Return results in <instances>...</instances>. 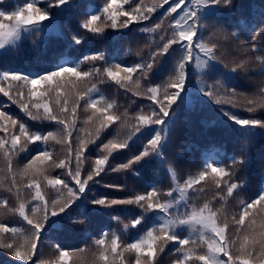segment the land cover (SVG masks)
<instances>
[{"label":"snow or ice","instance_id":"1","mask_svg":"<svg viewBox=\"0 0 264 264\" xmlns=\"http://www.w3.org/2000/svg\"><path fill=\"white\" fill-rule=\"evenodd\" d=\"M165 5L168 7L159 23L140 29L159 35V41L151 43L154 50L131 66L110 61L105 52L95 51L78 59L61 53L36 72L0 69V93L26 116L54 126V130L47 132L32 130L0 105V153L4 158L0 187L6 186V191L15 198L14 206L7 197L0 198V216L12 213L24 222L23 227L0 223V249L23 264H127L126 252L135 253L134 264H159V255L169 247L174 249L176 257L173 264H264V187L254 199L238 200L237 210L231 215L226 214L223 206L243 186L238 171L250 159L246 148L239 156H231V164L227 166L206 156L201 170L183 183L177 179L168 156L172 134L182 122V105H187L191 95L188 85L193 77L203 96L218 105L243 108L252 114L242 118L223 107L220 109L236 126L245 145L257 135L264 136V118L255 116L258 109L264 110V86L252 96L228 86L237 76H248L254 69L264 74V55H255L264 51L258 47L264 43V25L248 28L247 38L240 40V32L229 31L220 20L223 9L232 7L233 0H172L171 3L169 0H106L101 8L87 14L79 27L101 37L106 29L123 30L134 23H150L152 14ZM73 7L80 6L74 5L73 0H26L13 10L0 9V56L19 48L32 36L45 47L57 43L48 33L64 36L59 17ZM166 18L170 23L165 26ZM243 23L241 20L237 27ZM67 33L72 44H82L84 37L71 27H67ZM206 33H209L207 37ZM221 37L224 41L239 40L236 54L222 51ZM173 53L176 59L172 73L160 84L154 83L151 76ZM84 64H90L86 71L81 68ZM217 76L220 79L207 82L206 78ZM105 81L115 82L125 93L147 98L152 102L151 110L145 112L141 108L134 115L127 110L120 112L115 100L100 93L97 85ZM81 102L89 113L83 127L77 125ZM113 127H116L115 136L107 143L100 142L97 157L86 166L89 145H96L101 134L111 132ZM137 135L149 137L142 150L126 163L110 165L109 157L128 148ZM50 143L65 147L63 158L56 157ZM17 157L26 160L18 169L14 168ZM153 164H159L171 177L167 191L162 192L156 184H151L145 192L126 198L101 196L88 200L87 191L92 184L100 183L102 173L124 171L139 176L138 165L147 168ZM50 170L59 171L51 175ZM202 182L213 186L211 198H204ZM47 191H54L56 197L47 199ZM221 202V207H214ZM116 205H134L140 213L125 223L119 233L111 228L101 230L92 237L90 246L67 249L56 243L52 245L58 253L55 258L40 257L38 245L56 220L84 224L90 208L99 206L108 210ZM74 208L81 209L82 218L70 216ZM130 227L146 231L133 242L125 243L122 236ZM90 247L95 251L88 261L86 254Z\"/></svg>","mask_w":264,"mask_h":264},{"label":"trees","instance_id":"2","mask_svg":"<svg viewBox=\"0 0 264 264\" xmlns=\"http://www.w3.org/2000/svg\"><path fill=\"white\" fill-rule=\"evenodd\" d=\"M99 1L103 4L106 2V0ZM25 2L26 0H5L0 3V9L7 8L8 10H13L14 7L22 6ZM171 2L172 0H169V3ZM73 4L79 5L80 7H73L72 9L66 11L59 17V23L64 30V36L61 37L53 33H48L49 36L53 37V39L58 42L50 43L47 47L51 50L52 53H64L71 59H78L84 55V47H86L85 44L87 40H91L87 43L93 44L92 42L96 41L97 39L102 40L104 35L101 37H97L91 33H87L86 30L81 29L79 27V22L85 19L87 14H91L92 12L86 13L84 9L85 5H82L78 1L73 0ZM101 7L102 5L100 6V8ZM124 7L125 9H127L128 5H125ZM167 7L168 5H165L163 8L158 9L157 12L152 14L151 20H153L154 23L149 24V27L160 22L161 17L164 16V12L167 10ZM263 7L264 0H233L232 7L223 9L220 20L225 25V27L229 29V31H239L240 40H243L247 38L248 28L253 26L255 28L261 27L256 26V24L261 19L259 15L264 13ZM89 10L90 9H88V11ZM236 14H239L240 20ZM241 20H243L244 23L240 24V27L238 28L237 24ZM145 22L146 21L142 23H134L129 27V29H123V32L127 36V40H129V38H132V36L135 39V49L138 50L140 47L144 49V52L141 56L135 57V63L140 62L141 58L146 59L149 51L154 50L151 47V43L153 40L159 41V35L138 32L137 24H143ZM168 23H170V20L166 18L165 26ZM65 26L71 27L74 32L84 37V40L81 45H74L71 43L70 36L67 33V27ZM111 30L114 31L113 29ZM109 34H112V32ZM205 35L207 37L209 33H206ZM220 39L224 44V48L222 49V51L227 52L229 55L236 54V45L239 43V40L224 41L222 37ZM20 47L23 48V50L28 49L29 40L23 42ZM258 47L264 49V43H259ZM255 55H264V51L258 52ZM2 57L6 62L0 63V69L18 68L25 72L39 71L37 62L32 63L30 61L20 59L23 56L20 55L19 48L9 51L6 55H3ZM175 59L176 53H173L163 61L162 66H160L155 72V74L151 76V79L154 83L160 84L161 82L167 80L169 75L172 73V68L175 63ZM46 60L47 59L45 58L44 61ZM81 68L88 70L89 66L88 64H84L81 65ZM247 77L248 76H237L235 82L229 83L228 86L234 87L240 92V88L248 80ZM206 79L208 83H212L213 79H220V77L217 76L211 79ZM240 82L242 83L241 85ZM106 83L107 81L97 85L100 89V93H102L109 100L116 101V99L114 98H118L119 95L114 91L112 93L114 98L110 97V95H108L105 90ZM188 88L189 92L191 93L189 100L197 101L198 107H202V105H205L208 109L196 110L193 108L192 104L190 105V103H187V105H182V107H185L181 109L182 122L174 132V142L184 143L185 141H187L188 145H192V139H197L193 142L192 145L197 149V164L193 163V166L195 168L187 166L185 170H183L181 169V163L179 161L174 162L173 166L175 167L176 172L179 175L177 176V179L180 181V183H183L184 180H186L190 175H196L201 170L200 167H202L203 165L201 164L200 153L202 149H206V146L209 151L213 149V143H218L220 145V147L218 148L215 146L214 149H217L219 151L221 150L222 153L220 154V160L225 166L231 164V160L229 159L231 156H239L241 154V151L246 148L247 155L250 157V159L248 161L247 166L238 171V176L240 181L243 182V186L237 191V193L234 194L232 198H229V201L226 205H223L226 209V214L231 215L232 212L237 210L238 200L254 199L260 189L264 187V136L257 135L251 140L250 144L245 145L244 138L236 130V126L233 125L222 114L220 109L221 107H223L225 111H232L233 113L241 116L242 118H249L250 116L244 113L245 110L243 108H232L230 105L221 106L216 104L215 101L210 99L209 97L203 96L197 90L195 77L192 78V83L188 85ZM241 93L246 94L248 96H252L254 94V92L250 89L247 91L241 90ZM120 98L121 101L118 103L120 104L119 108H125V110L128 109L132 111L129 112L130 115L136 114L141 110V108H143L144 111L151 109L150 105L152 104V102L145 97H137L133 94H130L127 97L122 96ZM137 100L141 102H138ZM0 105H4L6 107V110L9 111L10 114L17 117L18 119L23 120L26 124L29 125V123L23 117L25 116V114H21V110L19 109V107L9 101L8 98L3 96L2 93H0ZM173 107H175V105ZM261 111L262 110L260 109L257 110V112ZM114 129L116 130V127H114ZM133 142L134 140L130 142V145L128 147L129 149L133 146ZM93 146L95 145H89V148L92 150ZM170 147L171 144L169 145V148ZM96 153H98V151L93 153L89 151L86 153V156L95 158ZM205 156H207V154H204V157H202L203 163ZM24 163H26L25 159L17 157L14 160V168H21L23 167ZM58 171L59 170H50V173L51 175H56ZM144 174L146 175V178H141L140 181L142 185L146 187V190L149 186V184L148 186L146 184L147 181H149L151 184H156L158 187L162 186L159 177L155 176V173L153 171L149 173L144 172ZM0 175H3V173H0ZM102 183L111 185L110 177L101 174L100 183L92 184L90 190L87 191L88 200H91L93 197L99 198L101 196L109 198H119V196L116 195L118 194L117 192L109 190L110 187L101 185ZM171 184V179L167 180L163 185L164 190L167 191L168 188L171 187ZM202 184L205 187L204 198H211L214 191L213 186L211 185V183L204 184V182H202ZM129 189V193L132 192L130 195L141 193V190L136 189V187H129ZM42 191H45V189L42 188ZM24 195L27 196L28 194L25 193ZM4 197H7L10 200V204L12 206L15 205V198L12 194L6 191V186L0 187V198ZM55 197L56 193L54 191L46 192L47 199H54ZM199 203H203V198L199 200ZM221 206L222 202L214 204V207L216 208H219ZM73 210L77 211L76 215L71 216L73 219L82 218L80 215L81 209L74 208ZM89 211L93 212V217L90 219V216L88 215V220H86L84 224L74 225L70 223L68 219L56 220L53 226H50L46 229L39 245H43L45 248H53V244L59 243L62 247L67 249L85 247L86 245L90 246L92 244V237L98 236L101 230L111 228L119 233L125 223H129L132 219H135L136 216H138L140 213V209L134 205H116L113 206L112 209L108 210H105L99 206H95L90 208ZM151 215L152 214L149 213V216ZM113 217L128 219L114 220ZM0 223H7L9 227L24 226V222L21 221V218L18 215L12 213H6L5 215L0 216ZM148 227H151V222L148 224ZM144 231H146V229H141L140 231H137L136 229L130 227L127 230V234L122 236V240L125 243H131L136 237L142 235ZM94 251V248H89V251L86 254L88 261H90L91 253ZM164 254L165 257L163 261L159 260L161 254L159 255V264H173V260L176 258L174 255V249L170 247L166 248ZM125 260L127 264H134L135 253L126 252ZM0 264H23V262L19 261L16 257L11 256L6 250L0 249Z\"/></svg>","mask_w":264,"mask_h":264},{"label":"rangeland","instance_id":"3","mask_svg":"<svg viewBox=\"0 0 264 264\" xmlns=\"http://www.w3.org/2000/svg\"><path fill=\"white\" fill-rule=\"evenodd\" d=\"M236 12H237V10H236ZM236 15L240 20L239 14H236ZM247 78H248V80L245 82L246 87H241L240 92H239V90H237L238 93H241V90L247 91L249 89L254 90V93H256L259 87L264 86V83H262V82H264V74H260L258 72V70L254 69L253 73L248 75ZM141 83H142V81H141ZM241 84L242 83L240 82V85ZM188 103H190V105L192 104L193 108L196 110L208 109L205 105L204 106L202 105V107H198L197 101L188 100ZM182 108H185V107H182ZM149 111L150 110H146L145 112H149ZM244 113L248 114L249 116L252 115V114L247 113L246 111ZM21 114H24V113L21 112ZM88 114L89 113H86L84 111V107L81 104L80 108L78 109V114H77V125L79 127L84 126L83 121L87 118ZM255 116L257 118H264V110H262L261 112H256ZM76 135H77V133H76ZM195 140H197V139H195V138L192 139V145H193V142ZM170 144H171V147L168 149V156H169V159L172 161V163L179 161L181 163V169H183V170H185V168L187 166L194 167L193 163L197 164V160H196L197 149L195 147H193L192 145H188L187 141H185L184 143L183 142H174V133H173ZM49 147H50V149H52L55 152L57 158H63L64 157L66 149L63 145L50 143ZM95 158L88 157V159L85 161L86 166H90L92 161L95 160ZM110 160H111V162H109V164L112 165L113 167L119 165V163H114V162H117L116 160H114L112 158H110ZM127 160H122L119 162H127ZM2 165H3V158H2V154H0V166H2ZM200 168H202V167H200ZM153 169H154V166H149L147 168H140V166L138 165L137 170L140 172L139 176H134V175H132V173L124 172V171H121V172L108 171L106 173H102V175H107L110 177L111 185H123L124 187L122 189L110 188L109 190H113L114 192H121L122 195L119 196V198H126L132 193V192L129 193V190H130L129 187H136V189L141 190V193L146 191V189H145L146 187H144L142 185L140 180H141V178L142 179L146 178V175L144 174V172L149 173V172H152L151 170H153ZM177 176H179L178 173H177ZM101 185L107 186L109 184L102 183ZM159 189L162 192L165 191L163 187H161ZM92 213L93 212H91V211L88 212L90 219L93 217ZM76 214H77V211L73 210L70 213V216H73ZM118 218L122 219V220L128 219V218H120V217H118ZM86 220H88V218H86L85 221ZM38 253H39L40 257L43 259H53V258H55L56 255H58V253H56L53 248H45L43 245H38ZM165 254H167V253H165ZM165 254L162 253L159 257V260L163 261Z\"/></svg>","mask_w":264,"mask_h":264}]
</instances>
